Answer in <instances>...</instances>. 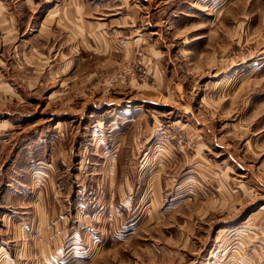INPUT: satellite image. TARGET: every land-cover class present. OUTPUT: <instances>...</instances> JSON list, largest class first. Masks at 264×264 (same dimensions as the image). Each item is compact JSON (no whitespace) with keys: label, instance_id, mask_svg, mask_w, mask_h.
Returning <instances> with one entry per match:
<instances>
[{"label":"rangeland","instance_id":"374dc122","mask_svg":"<svg viewBox=\"0 0 264 264\" xmlns=\"http://www.w3.org/2000/svg\"><path fill=\"white\" fill-rule=\"evenodd\" d=\"M262 206L264 0H0V264H264Z\"/></svg>","mask_w":264,"mask_h":264},{"label":"crops","instance_id":"0c3cea01","mask_svg":"<svg viewBox=\"0 0 264 264\" xmlns=\"http://www.w3.org/2000/svg\"><path fill=\"white\" fill-rule=\"evenodd\" d=\"M5 195V194H4ZM4 247L2 246V245H0V257H4V255H7V253H9V250H6V251H3L2 249H3ZM1 251H3V252H1Z\"/></svg>","mask_w":264,"mask_h":264},{"label":"bare ground","instance_id":"6f19581e","mask_svg":"<svg viewBox=\"0 0 264 264\" xmlns=\"http://www.w3.org/2000/svg\"><path fill=\"white\" fill-rule=\"evenodd\" d=\"M263 207L264 206L260 207V209H264ZM257 211H259V209ZM257 211H253L251 214H255Z\"/></svg>","mask_w":264,"mask_h":264}]
</instances>
